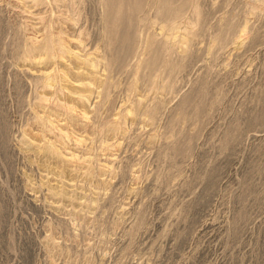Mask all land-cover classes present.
<instances>
[{
    "label": "rangeland",
    "instance_id": "1",
    "mask_svg": "<svg viewBox=\"0 0 264 264\" xmlns=\"http://www.w3.org/2000/svg\"><path fill=\"white\" fill-rule=\"evenodd\" d=\"M29 1L0 0V264H264V0H187L177 20L159 14L158 0H140L125 25L130 51L111 64L98 108L93 98L86 104L87 121L55 111L57 95L37 105L50 97L34 78L44 65L23 61L15 41L36 43L50 20L73 51L112 59L104 1L75 0L72 14L66 0ZM194 4L201 16L191 30ZM223 17L235 33L248 32L242 48L213 41ZM170 24L196 36L188 55L172 58L171 77L157 79L170 90L149 88L156 71L142 66L143 82L129 92L135 64L148 57L146 36L160 38ZM63 60L56 63L73 80V62ZM135 98L143 108L159 103L151 123L124 116ZM35 114L63 119L69 136L60 150L79 163L40 151L58 132H43ZM123 116L121 131H103Z\"/></svg>",
    "mask_w": 264,
    "mask_h": 264
},
{
    "label": "bare ground",
    "instance_id": "2",
    "mask_svg": "<svg viewBox=\"0 0 264 264\" xmlns=\"http://www.w3.org/2000/svg\"><path fill=\"white\" fill-rule=\"evenodd\" d=\"M30 1H33V4L36 7L37 6L46 7L45 5L47 3L52 2L53 4L56 5L59 0H30ZM102 1H104V6H103L104 7V13H103V15L105 18V27H104L103 34H104V37L106 36V38H107V41H106L107 47L108 48L112 47L113 50H115V55L112 56V59L106 58L105 56L102 58H95V57L93 58L92 54L87 52L84 49V47H82V49L80 48L81 50H79V51H73L72 49H70L67 46L66 41H64V39H62L61 35H56L53 32H51V26L53 25V21L51 22L50 20L48 22H45V23L41 22L42 27H43V28H41L43 31L42 32L43 36H41L42 38L39 39L36 43H33V44L30 43V41H28V37L27 38L21 37V38L16 39V41H15L16 47L19 49H22L24 51L23 56H22L23 61H25V62L31 61V63L34 62L38 66L44 65L43 68L41 67L42 68L41 71L38 70L39 74L36 77H34V78H36V80L35 79L34 80L39 82V84H40L39 90H41L42 93H43V91L46 90L45 91L46 94H48V92H49L50 97L45 96V94H43V95L40 94L41 96L38 98V101L36 102L37 105H39V107L40 106L45 107L44 105L50 101V99L52 98L51 96L57 95L59 98H57L56 101L53 100V102H52V107L54 108L55 111L56 110L61 111L63 115H66V117L68 115L71 116V115L75 114L74 118L79 116V118H81L82 120L87 121V119H89V116H88L89 113L88 114L86 113L85 108H86V104L89 102V100L91 101V99L93 98L95 101V102H93V104H94V106H92L93 109H94V107L98 108V106L102 102L101 99L103 98V95H104L106 88L110 87V85H108V81H107V79H108L107 74L109 72V68L111 67V64L119 62L120 58L123 57L124 55H126V53H128L130 51V42H131L130 35L131 34L129 33V30H127V31L125 30V25L127 24L126 20L129 16V11L134 10L133 6L134 7L135 6H137V7L141 6L140 0H102ZM76 2L77 1H75V0H66V3L64 2L65 5H62V4L61 5H62V7L65 6L68 9L67 14H68V12L72 14L73 8L76 5ZM158 2L160 5L159 6V14H161L162 16H171V17L173 16L172 18H174V20L180 19L184 16L182 12L186 8L187 0H182L179 4H176V2H178L177 0H158ZM51 4H50V6H51ZM24 7H26V6H24ZM31 8H33V5ZM71 14L69 15L70 17L68 16V18H66L65 20H69L70 22H73L77 25L78 24L77 19H75L74 16H72ZM200 16H201L200 8L198 7V5L194 4V7L191 9L190 15L188 17L189 21H190V25H191V30L192 29L194 30L196 25L198 26V24H196V23H198ZM225 18L226 17H223V20ZM119 19H121V20H119ZM40 20H42V19H40ZM40 20H39V22H40ZM43 20H45V19H43ZM231 21L232 20H229L226 18L225 22H223L222 25H218V26L216 25L217 27H216V30H215L216 32H215L214 37H213V39H214L213 41L217 42L218 45L221 43H225V42L228 43L229 42L232 45H235V47H234V50H235V48H239L243 45V43H245L244 41L247 38V37H245V35L247 36L248 32L247 33L241 32V34H240L239 33L240 31H237L239 34L235 33L234 32L235 27L233 28V26H235V25H233V23ZM117 23L120 24V25H118V27L116 26ZM20 26H22V28H24L23 24L22 25L20 24ZM20 26L18 25L17 27L19 29H21ZM18 28L16 30H18V32H19L20 30ZM161 30L163 33L167 32V33H164L166 35L162 34L161 37L159 36L160 38H157V36L160 33L158 31L159 32L158 35L155 34V32H154L153 37L149 36V35L146 36L144 50L145 51L147 50L148 57H147V59L142 60V61H138L135 64L136 66H134L135 71H134V75H133L134 76L133 77L134 82H133L132 86H130L129 92L137 90L136 89L137 86H139V85L141 86L143 80H142V75L140 74L141 73L140 68L142 66H144L145 69H149V70L155 69V71H156V77H154V79H152L151 81L147 82L148 83L147 86H149V88H151L153 90H162V91H164L165 89L170 90L169 89L170 88L169 83L164 82V80H162V83H160V81L157 80L158 77L166 74L165 77L167 79H169L171 77L172 73L178 68V64H175L174 60H172V58L176 55L177 56H186L189 54V47L188 46H189V43L192 40L193 36H195L194 35L195 31L194 32H191V31L188 32L186 29H184L187 32H180V29L174 30L173 24L164 25L161 28ZM241 31H244V30H241ZM168 32H171V34H172L171 37H167ZM61 33H62V31L60 32V34ZM120 33L123 36L122 38L118 37V36H120L119 35ZM76 36H75L76 41L78 40L77 43L81 44L82 43L81 42L82 37H80V31L78 32V34H76ZM230 37H232V39H231L232 41L230 40ZM34 42H35V40H34ZM66 58H67L68 62H70L69 65H71V63L73 62L72 63L73 66L71 65V67H70V70H73V71L75 70L74 71L75 73H73L71 71L75 75V76H73V77H75L73 80H72V78L69 79L68 71L67 70L65 71L64 70L65 68L62 69L56 63V60H59V64H61L62 60L66 59ZM48 64H51L52 68L47 71L46 70L47 68L45 66ZM66 67L68 68V66H66ZM38 69H39V67H38ZM44 70H46V72ZM36 71H37V69H36ZM66 84H69V85H66ZM47 90H49V91L47 92ZM65 92H66V94H65ZM156 100H157V98H156ZM189 101H190V96H187L184 98L183 103H189ZM141 102H142V100L138 99V98L137 99L135 98L132 103L130 102L132 105H134L133 106L134 108H131L128 111H126L124 116L127 117L129 114H134V116L137 115V118H138V115H139L142 118L144 117V120L146 118L148 123H151L153 121L152 117L154 116V114L157 110V107L159 106V103H153L150 106L149 105H148V107L144 106V108H143V105H141ZM145 105H146V103H145ZM128 107H130V105ZM133 109H134V111H133ZM92 112H94V110L91 111V114H92ZM47 113H48V111H47ZM37 115L38 116H36V114H35V116H36L35 120L38 121V125H41V127L43 129H45L43 132H45L47 128H48L47 134H49V132H50V134H52L51 132H53L54 130H56L58 132V134H55V136H53L54 140L42 139L44 141H42L43 143H42V147L40 148V151H42L45 154H48L50 157H53L57 160H60V162H62V161H66L69 163H72L70 161H73L74 163H77L78 161L80 162V160L78 158H74L73 155L72 156L70 155L71 157L68 158L66 156L67 152L66 153L64 152L65 154H63L62 150H60L65 145L64 140L66 138H68V136H69V135H67L66 131L63 132L62 127H61L62 125L58 124V122L63 120V119H61L57 122V121H53V119L50 118V119H52L53 122H57V123L53 124V122L49 121L50 119L48 120L47 118H45L43 116L39 117V114H37ZM58 115H56V116H58ZM63 115H62V117H63ZM124 116L122 118H119V119L115 118L114 121H116V122H114L112 125L109 124L106 127L104 126L103 131L111 133V134L113 132H114L113 134L118 132V130H120L119 124L122 125V122L124 121V119H123ZM60 118H58V119H60ZM74 118L71 117L69 119L70 122H67L68 118H66L64 120V125H68V123L71 125V122L74 121ZM122 119H123V121H122ZM74 124L77 125V121ZM73 127H75V126L73 125L72 128ZM117 128H118V130L116 131ZM99 130L102 132L101 129H99ZM122 132H123V129H122ZM50 138H52V137H50ZM78 138H81V137L79 136ZM26 140H27V142H29V143H27L29 145H30V143L33 142L27 138H26ZM76 140H78V139H76ZM78 143L80 144L79 140H78ZM56 144H58V147L60 146L62 148L56 147ZM80 159H81V157H80ZM81 162H86V161L82 160ZM56 166H57V164H56ZM89 166L91 167L90 164H89ZM76 167H77V165H76ZM87 167H85V170ZM100 169H101V167H100ZM85 170H83V171H85ZM88 170H86V171L88 172ZM90 173H93V172H90ZM93 201L95 202L94 199H93Z\"/></svg>",
    "mask_w": 264,
    "mask_h": 264
}]
</instances>
